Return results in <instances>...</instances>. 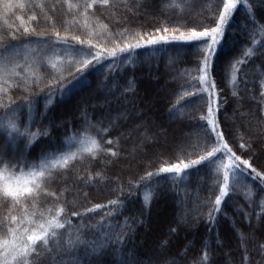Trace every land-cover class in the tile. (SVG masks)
Instances as JSON below:
<instances>
[{
	"label": "snow or ice",
	"instance_id": "1",
	"mask_svg": "<svg viewBox=\"0 0 264 264\" xmlns=\"http://www.w3.org/2000/svg\"><path fill=\"white\" fill-rule=\"evenodd\" d=\"M58 2L59 0H53L49 4L47 0H40L39 3L31 0L28 3L25 0H0V18L15 16L20 21V26L10 31L7 37L0 36V264H180L178 257L166 255L167 241L160 243L156 254L141 251L134 244L131 248L128 247L133 239L132 229L137 221L129 222L128 217H125L123 222L114 220V217L122 215L124 207V201L119 197L109 200L107 204H93L79 211L75 199L69 200L66 195L70 192L68 187L53 188V185L61 181L66 184L63 178L77 161H92L101 154H111L112 157L118 158L120 137L107 140L109 146L105 147L104 136L111 135L118 129L121 126L120 121L129 120L131 113L116 109L115 116L101 114L93 119L85 109L81 113L82 123L76 130L69 134L68 127L65 126L63 140L59 143H44L39 138L51 136L48 127L32 131L31 125L36 121L33 118L27 122L20 119L25 108L28 109L29 116L31 115L34 101L25 96L23 102L17 104L12 100L9 91L12 88H22L28 92L32 87H38L42 75L36 69L46 62L59 77L58 80L48 81L46 86L51 90L54 84L55 90L61 96L72 95L77 90L89 87L83 81L86 73L94 70L97 65L105 68L104 80L100 82V86L107 89L109 95H115L120 85L111 73L125 63L135 66L136 57L139 55L137 49L151 46L155 52L170 42H182L180 47L190 50L195 56L194 69L185 71L198 73L197 83L201 87L195 94L186 89L177 93V104L183 97L195 95L207 105V111L205 113L201 110L200 120L191 133L182 134V141L194 136V142L187 145L183 142L177 144L176 162L162 160L158 168L145 171L139 180L130 179L127 192L131 195L141 183L150 182L157 176L162 179L172 178L174 184L178 185L192 172L199 173L203 169L206 175L211 174L214 177L213 184L218 188L214 200L210 197L206 202L209 205L208 220L210 224H214V213L222 211L221 205L225 202V197L229 196V192L234 190L242 179L251 177L253 181H258L256 189L259 193H264V72L258 76L261 102L247 113L250 117L247 126L254 129V139L240 143L236 150L226 139L225 131L221 127V98L213 78L222 56L225 57L227 68L235 71L237 65H246L256 51L264 48V24L260 23L264 20V0H208L196 13L198 20L191 15L193 0H164L163 10L171 11L174 18L165 16L159 26L151 25L153 32L144 30V25L131 27L139 18V12L150 10L145 0H134L131 6L127 0H81L76 4L68 3L67 10H75L85 21L94 16L97 9L108 10L117 31H112L107 24H103L102 31L90 29L88 39L73 35L71 42L68 36L61 35L59 31L54 30L52 35H48L46 32H37L35 27L24 26L28 22L38 21L40 14L47 17L49 13L57 11ZM238 5L246 9L245 28L255 30L248 34V38L256 48L246 46L243 58L233 60L229 55V48L235 42L231 30L236 13L240 10ZM63 6L61 2L60 7ZM121 7L124 9L123 14L120 12ZM17 10L31 13L28 20L25 21L23 16H16ZM102 35L107 38L106 44L110 39V47L93 44V39ZM77 44L80 47H76ZM61 46L71 49L81 58H73L67 68L63 65L58 67L46 54ZM21 50L25 51L23 62L20 60ZM59 60L60 57L56 56V61ZM173 62L170 59L169 63ZM261 66H264V59L261 60ZM220 70L225 71V66H220ZM65 71L70 79L65 77ZM242 74L248 76V73ZM232 80H236L235 75ZM249 83L253 85L252 88H249ZM126 84L127 87L121 92L125 98L129 92L135 94L136 81L127 80ZM181 88L183 89V85ZM256 88V80L245 79L244 88L240 91L248 93L250 100H255ZM204 93L207 94L206 98ZM48 99L51 101L53 96L50 95ZM223 103L226 104L227 100L224 99ZM241 104L242 100H238L237 105ZM178 111L177 105H173L170 115H176ZM222 114L227 116L226 111ZM40 116L42 123L46 113H40ZM49 125L54 126L51 120ZM142 126L137 125V128ZM255 139L260 141L259 151L253 147ZM147 140L145 134L139 148H134L133 153L142 151ZM37 148L38 159L30 160L29 157ZM238 151L241 154H237ZM97 178L104 179L103 173L86 172L78 177L83 179L86 185L94 183ZM118 190L121 195L125 192L122 184ZM155 195L154 189H144V207L141 208V215ZM251 196L252 190L249 189L247 198L254 202ZM257 206L262 210L258 220L264 222V196ZM98 209L106 210L101 219L96 224L85 225L84 221L95 215ZM72 218L79 222L73 223ZM170 231L175 232L176 229ZM190 247L194 245L185 246L186 249ZM204 247L209 246L205 244ZM248 251L245 248L246 264H264V245H259V261L247 256ZM186 254L185 251L179 254V257ZM194 264H215V261L210 251H206Z\"/></svg>",
	"mask_w": 264,
	"mask_h": 264
},
{
	"label": "trees",
	"instance_id": "2",
	"mask_svg": "<svg viewBox=\"0 0 264 264\" xmlns=\"http://www.w3.org/2000/svg\"><path fill=\"white\" fill-rule=\"evenodd\" d=\"M25 2L28 3L29 0H25ZM31 2L39 3L40 0H31ZM52 2L53 0H47L49 4ZM61 2L64 5L62 8L60 7ZM80 2L81 0H59L57 11L49 13L47 17L40 14L38 21L28 22L24 26L35 27L37 32H46L48 35H52L54 30L59 31L61 35L68 36L70 42L73 35L88 39L89 30L102 31L101 25L103 24H107L112 31H117L108 10L97 9L95 15L90 16L87 21L75 10H67L68 3ZM127 2L130 6L134 4V0H127ZM163 3L164 0H155V3L153 0H145V4L150 10L139 12V18L131 27L138 28L140 25H144V30L153 32L151 25L159 26L165 16L174 18L171 11L163 10ZM207 3L208 0H193L191 15L194 19H199L196 13ZM238 7L240 10L236 13L231 30L235 42L229 48V55L233 60L243 58V50L246 46L256 48V45H253L248 38V34L255 30L245 28L246 9L240 5ZM36 11L39 12L38 9ZM120 12L124 13L122 7ZM30 14L19 10L16 12V16H23L25 21L28 20ZM5 19L7 23H5ZM260 23L264 24V20H261ZM19 26L20 21L15 16L0 18V36L7 37L10 31ZM106 39L102 35L93 39V44L110 47V39L107 44ZM259 40L260 37L257 33V41ZM181 43L170 42L155 52L152 51L151 46L137 49L139 55L136 57L135 66L125 63L111 73V76L120 85L115 95H109L108 90L100 86V82L104 80L105 68L97 65L94 70L86 73V78L83 81L89 87L77 90L72 95L61 96L55 90L54 84L51 86V90L46 86L48 81L59 79L58 74L53 72L46 62L36 69L42 75L38 87L34 86L28 92L22 88H12L9 94L17 104L22 103L25 96L34 101L35 106L31 115L29 116L28 109L25 108L20 119L27 122L33 118L36 122L31 125L32 131L47 126L51 136L39 138L44 143H59L63 140L65 126L68 127L69 134L76 130L82 123L81 113L85 109L93 119L101 114L115 116L116 109H119L120 112L127 110L131 113L129 120L120 121L121 126L118 129L114 130L111 135L104 136L105 147L109 146L106 143L107 140L116 136L120 137L118 158L112 157L111 154H101L92 161H77L63 178L66 180V184L61 181L53 185V188L68 187L70 192L66 195L69 200L75 199L76 208L79 211H82L84 207H91L93 204H107L109 200H115L118 197L123 200L122 215L114 217V220L123 222L124 218L128 217L129 222L137 221L132 229L133 239L128 245L129 248L134 244L141 251H151L156 254L160 243L167 241L166 255L178 257L180 264H194V261L202 257L206 251H210L215 264H246L245 248H247L249 250L247 256L259 261L260 256L257 255V252L259 245H264V222L258 220L262 210L257 205L264 193L258 192L256 185L259 182L253 181L251 177L242 179L239 185L229 192V196L225 197V202H222L221 205L222 211L214 213L216 218L214 224H210L208 220L209 205L206 202L210 197L214 200L215 194H218V188L213 184L214 177L211 174L206 175L203 169L199 173L192 172L178 185L174 184L172 178L162 179L157 176L153 177L150 182L141 183L131 195L127 192L130 179L139 180L145 171H153L158 168L162 160L176 162L177 144L183 142L187 145L194 142V136L184 138L182 141V134L191 133L195 124L200 120L201 110L205 113L207 111V105L195 95L185 96L177 104V93H182L186 89L195 94L196 90L201 87L197 83L198 73L185 71L194 69L195 56L191 54L190 50L180 47ZM76 47H80V45L77 44ZM46 55L56 62L58 67L63 65L65 68L73 58H81L71 49L63 46ZM24 56L25 51L21 50V62H23ZM56 56L60 57L59 61H56ZM170 59L174 61L171 64L169 63ZM262 59H264V48L256 51L246 65H237L234 71L227 68L225 57L222 56L218 61L217 72L213 74L217 86L216 91L221 98V114H219L221 127L234 150L240 143L254 139V129H249L247 126L250 119L247 113L261 102L259 100L258 76L264 72V66H261ZM106 63L107 61H105ZM222 65L225 66L223 72L220 70ZM242 73H248V76L245 77ZM64 75L70 79L67 71ZM233 75L236 76L235 81L232 80ZM131 79L136 81L135 94L129 92L125 98L121 92L127 87L126 81ZM245 79L256 80L255 95L257 99L250 100L248 93L240 91L244 88ZM181 85H183V89ZM190 85H195V87H190ZM248 86L249 88L253 87L251 83ZM234 92L238 94L233 95ZM50 95L53 96L51 101L48 99ZM203 95L205 98L207 97L206 93ZM224 99L227 100L226 104L223 103ZM238 100H242L240 106L237 105ZM173 105H177L179 109L176 115H170ZM133 106L135 107L133 108ZM224 111L227 112V116L222 114ZM40 113H46V118L42 123ZM49 120L53 122L54 126L49 125ZM137 125L143 126L137 128ZM189 125L193 127H189ZM145 134L148 140L142 149L143 153L141 150L133 153V149L140 146ZM253 147L259 151V139L254 140ZM189 150L191 151V149ZM237 154L241 153L238 151ZM38 155L39 148L32 152L29 159H38ZM134 156L136 158L142 156L146 162L129 171L122 172L123 165L136 164L132 161ZM86 172L93 174L102 172L104 179L97 178L94 183L86 185L83 179H78ZM220 181L222 182V174ZM121 184L125 188L123 195L118 190ZM146 187L154 189L156 195L149 206L144 208L143 215H141ZM249 189L252 190L251 200L254 202H250L247 198ZM85 193H87L86 196ZM104 211L106 210H96V214L91 215L84 221V224H96ZM72 219L73 223L79 222L76 218ZM173 228L176 229L175 232L170 231ZM210 228L211 231H209ZM189 244L194 247L186 249L185 246ZM205 244L209 247L205 248ZM185 251L187 252L186 256L179 257V254Z\"/></svg>",
	"mask_w": 264,
	"mask_h": 264
},
{
	"label": "rangeland",
	"instance_id": "3",
	"mask_svg": "<svg viewBox=\"0 0 264 264\" xmlns=\"http://www.w3.org/2000/svg\"><path fill=\"white\" fill-rule=\"evenodd\" d=\"M139 147V146H138ZM137 147V148H138ZM141 153H143L142 151H141ZM132 161L134 162V163H136V164H134V165H130V166H128V165H123L122 167H121V171L122 172H126V171H129V170H131L133 167H135V166H137V165H139V164H142V163H145L146 161H144L143 160V157L142 156H139V157H132ZM118 167H119V165H118ZM120 170V169H119Z\"/></svg>",
	"mask_w": 264,
	"mask_h": 264
}]
</instances>
